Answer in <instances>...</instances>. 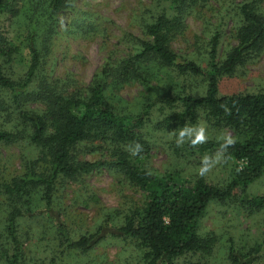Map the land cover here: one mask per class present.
<instances>
[{
  "label": "trees",
  "instance_id": "1",
  "mask_svg": "<svg viewBox=\"0 0 264 264\" xmlns=\"http://www.w3.org/2000/svg\"><path fill=\"white\" fill-rule=\"evenodd\" d=\"M74 1L0 0V148L24 138L34 152L19 173L7 180L0 175V261L26 264L24 244L30 240L87 253L110 230L112 236L136 242L144 264H177L188 255H199L203 261L187 264H208L205 258L214 240L200 235L198 223L211 203H226L239 189L240 203L249 213L264 210V196L246 193L264 175V91L219 93L224 77L264 53V0H241L229 7L235 16V44L221 57V31H214L206 43L203 64L177 55L171 42L183 32L185 18L209 11L211 0H152V10L140 15L144 17L142 37L124 33L120 38L126 50L123 56L110 53L87 84L71 75L52 76L44 69L48 49L44 36L55 33L59 13L74 12ZM229 10L216 12L222 23ZM82 15L89 17L86 12ZM84 16L78 20L83 34L88 23ZM94 25L85 26L93 32ZM20 62L23 69L14 77L12 64ZM168 73L204 79V93L196 96L185 86L171 93L158 89L154 83ZM129 84L147 92L137 108L119 97ZM200 114L216 130L235 134L236 143L228 149L234 164L228 182L215 186L200 176L181 179L172 173L157 174L140 162L149 157L151 132H178L186 123L195 125ZM135 143L143 151L132 156L126 146ZM221 143L186 146L190 154L205 155ZM92 154L100 158L83 159ZM100 169L121 174L144 195L143 202L130 208L117 224L106 219L95 232L74 239L53 208L56 187ZM25 222L31 224L29 228L24 229ZM261 248L254 246L241 255L229 241L230 264H248L261 254Z\"/></svg>",
  "mask_w": 264,
  "mask_h": 264
},
{
  "label": "rangeland",
  "instance_id": "2",
  "mask_svg": "<svg viewBox=\"0 0 264 264\" xmlns=\"http://www.w3.org/2000/svg\"><path fill=\"white\" fill-rule=\"evenodd\" d=\"M151 2L152 0H75L74 12L59 13L55 33L44 36L48 46L44 53V69L50 71L52 76L71 75L78 82L87 84L110 53L117 57L123 56L126 50L121 44L120 38L124 33L142 37L144 17H140V15L145 14L147 9L152 10ZM239 2L241 0H211L209 11L188 15L184 21L183 32L174 37L171 42L173 51L182 58L192 59L203 64L206 43L214 31L219 29L221 31L219 50L222 57L223 53L235 44L233 38L235 16L230 14L232 10H229V7ZM227 7L229 14L226 13L223 16L222 23L220 16L223 9ZM218 10L221 11V14L216 13ZM83 12L88 13L89 17L82 15ZM82 16L88 23H95L93 32V28L89 29L85 26L88 23L84 25L86 33L83 34L80 31L82 22L78 20L82 19ZM1 23L0 29H3V22L1 21ZM72 23H74L73 26ZM5 26L6 29H9L7 22ZM8 34L11 38L13 32L9 30ZM25 57L27 58L26 53L24 60ZM23 66V62L12 64L14 77L22 71ZM154 84L158 89L166 92L168 90L170 93L175 92L178 86H185L190 88L192 94L196 96L202 95L206 88L202 78L182 79L170 73L160 75L158 83ZM261 91H264V53L257 61L238 68L232 76L224 77L219 84L220 95ZM146 95V90L138 84L126 85L119 92V97L134 108H137ZM174 109L180 110V107ZM197 123L206 125L210 137L208 142H222L218 138L225 129L216 130L206 122L202 114L198 116ZM148 126L145 132L149 134L151 123ZM172 131L151 132L152 147L149 157L143 158L140 162L157 174L172 173L181 179L198 177L197 169L204 155L190 154L186 146L188 143L178 147L175 137L169 138V133ZM230 132L235 137V134ZM176 134L178 135V132ZM217 150L218 148L207 155H214ZM33 157V149L28 146L24 138H20L14 144L2 145L0 148V175L6 180L8 177L10 179L22 170L25 159L29 160ZM99 158V154L83 157L90 161ZM239 165L241 166V163ZM233 166V162L229 160L226 164L218 165L203 178L211 185L223 186L230 180ZM246 193L251 197L264 196V175L249 185ZM241 196L238 189L232 200L226 203H211L199 220L200 235L214 240L212 252L205 258L208 264H230L227 255L229 241L241 255L250 248L260 245L262 247L261 254L250 259L248 264H264V210L249 213L240 203ZM143 199L144 195L128 183L121 174L100 169L77 182L66 181L59 184L54 194L53 208L56 213L59 212L61 220L70 228L72 237L76 239L87 232H95L96 228L106 219L111 220L110 224H117L130 208L141 205ZM1 200L2 197H0V205H2ZM30 225L25 222L23 227L24 229L29 228ZM109 232L110 230L104 232L102 240L87 253L58 247L54 242L27 241L24 244L25 263L144 264L142 250L136 242L112 236ZM198 261H203V258L199 255H188L178 260L177 264ZM0 264L6 263L0 261Z\"/></svg>",
  "mask_w": 264,
  "mask_h": 264
},
{
  "label": "clouds",
  "instance_id": "3",
  "mask_svg": "<svg viewBox=\"0 0 264 264\" xmlns=\"http://www.w3.org/2000/svg\"><path fill=\"white\" fill-rule=\"evenodd\" d=\"M226 113H230V109L226 105H222ZM175 137V143L178 147H182L185 143H189L191 147L195 148L198 145L205 144L209 141L210 137L207 131V127L203 123H197L189 126L187 123L183 128H180L178 135L176 130L169 133V138ZM222 141L220 147L214 155H204L201 158L200 166L197 169V175L200 177L207 176L218 165L226 164L231 156L228 155V149L236 143L232 133L227 129L218 138ZM126 150L130 152L132 156H137L143 151V146L140 143H135L126 146Z\"/></svg>",
  "mask_w": 264,
  "mask_h": 264
}]
</instances>
